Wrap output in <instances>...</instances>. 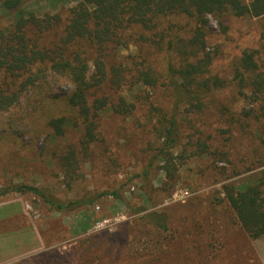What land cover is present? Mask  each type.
<instances>
[{"label": "rangeland", "instance_id": "374dc122", "mask_svg": "<svg viewBox=\"0 0 264 264\" xmlns=\"http://www.w3.org/2000/svg\"><path fill=\"white\" fill-rule=\"evenodd\" d=\"M75 3L40 0L29 8L42 18L63 15ZM169 21L159 26L161 33L141 32L143 39L132 32L112 63L162 72L168 59L178 67L206 64L208 57L203 77H217L224 86L177 111L180 144L166 155H157L163 140L154 129L174 109L172 91L163 83L127 85L116 92L106 82L101 91L113 97L109 102L123 97L133 111L101 112L96 141L86 152L66 105L72 85L62 77L51 76L40 92L0 113V194L24 184L50 192L63 204L94 200L59 213L32 194L0 195V203L19 199L25 204L31 229L43 243L41 253L33 251L15 264H264V237L246 235L222 192L224 185L264 171V84L258 76H264L262 21L207 16L205 49L199 46L194 54L188 44L197 24L186 18ZM11 25V17L0 12V32ZM243 53L253 55L255 71L240 69ZM59 117L72 124L55 137L47 122ZM68 151L76 156L69 166L59 159ZM112 191L119 200L109 195L95 200ZM161 210L168 217L165 231L140 219Z\"/></svg>", "mask_w": 264, "mask_h": 264}, {"label": "trees", "instance_id": "16d2710c", "mask_svg": "<svg viewBox=\"0 0 264 264\" xmlns=\"http://www.w3.org/2000/svg\"><path fill=\"white\" fill-rule=\"evenodd\" d=\"M74 1L75 5L63 15L62 12L39 18L29 7L40 0H0V12L12 19V25L0 32V113L10 111L21 98L40 92L51 76L62 77L72 85L66 105L73 115V123L77 122L82 131L84 152L96 141L97 119L101 112L107 108L115 114L133 111L134 106L127 104L123 97H119V103L109 102L113 97L101 91L106 82L115 91L127 85L129 88L138 85L155 87L159 83L172 91L174 109L154 128L163 140L158 156L166 155L180 144L177 111L184 105H192L193 101L200 102L211 89L224 86L217 77L211 81L209 77H203L207 74L208 57L206 64L188 62L178 67L168 59L162 72L152 66L137 69L113 64L118 47L132 32L143 39L141 32H163L159 26L165 21L189 19L197 24L188 44L192 54L199 46L205 49L203 38L207 16L218 20L225 15L258 19L262 21L264 32V0ZM239 66L245 72L257 69L253 55L249 53H243ZM258 76L260 83L264 84V76ZM201 105L196 108L200 110ZM68 122L72 124L66 117H59L49 120L47 125L55 137H62ZM261 145L264 147V139ZM59 159L69 166L76 159L75 152L68 151ZM222 192L246 235L251 240L263 238L264 171L240 182L226 184ZM8 193L35 195L59 213L94 202L93 198L86 197L63 204L50 192L24 184L8 188L0 195ZM106 195L119 200L116 191L101 192L95 200ZM136 211L141 212L143 208ZM140 219L158 231H165L168 227V217L162 210L148 212Z\"/></svg>", "mask_w": 264, "mask_h": 264}, {"label": "crops", "instance_id": "0c3cea01", "mask_svg": "<svg viewBox=\"0 0 264 264\" xmlns=\"http://www.w3.org/2000/svg\"><path fill=\"white\" fill-rule=\"evenodd\" d=\"M7 207L1 211V207ZM41 253L43 243L31 229V221L25 204L19 199L0 203V264H15L17 258Z\"/></svg>", "mask_w": 264, "mask_h": 264}]
</instances>
